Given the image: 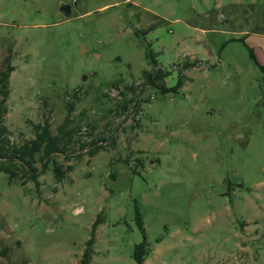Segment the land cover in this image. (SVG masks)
<instances>
[{
    "label": "rangeland",
    "instance_id": "374dc122",
    "mask_svg": "<svg viewBox=\"0 0 264 264\" xmlns=\"http://www.w3.org/2000/svg\"><path fill=\"white\" fill-rule=\"evenodd\" d=\"M251 49L264 64V0H0L9 146L67 121L52 157L72 166L58 181L50 162L38 184L0 170V264H80L98 218L91 264H136L137 210L146 264H264V74ZM149 50L168 85L182 71L179 92L146 83Z\"/></svg>",
    "mask_w": 264,
    "mask_h": 264
},
{
    "label": "trees",
    "instance_id": "16d2710c",
    "mask_svg": "<svg viewBox=\"0 0 264 264\" xmlns=\"http://www.w3.org/2000/svg\"><path fill=\"white\" fill-rule=\"evenodd\" d=\"M141 32L144 35L148 33L144 30ZM250 55L264 74V64L259 62L252 49L250 50ZM148 58L150 59V63L153 65V69L144 71L146 83L155 87L163 94L179 92L185 81L182 71H180L176 83L170 86L167 83V78L171 72L159 65L153 50L148 51ZM6 60L9 62V57ZM193 65H195V63H186L184 68ZM13 70L14 67L12 65H8L6 70L0 71V92L7 88V81L9 79L10 72ZM4 93L7 94L6 92ZM4 102L5 100L0 102V108ZM1 121L2 119L0 116V170L8 173L10 179L16 178L19 175L20 169L22 171L21 176H23L25 180H32L38 184V177L49 167L50 162L58 181H62L66 172L72 169V166L64 168L62 163H58L52 157L55 154L64 152L63 138L69 134V131H65L67 121L59 126V133L53 134L51 124L49 120H46L44 123L36 126V136L34 138L21 145L12 146H9V139L6 137L7 128ZM40 152H42V166L41 168H38L36 165V155ZM136 221L142 231L143 240L135 244L133 257L136 264H146V259L149 256L151 249L149 247L143 217L139 210H137ZM100 222L101 220L98 218L93 224L92 236L87 241V247L83 252L80 264H91L94 255L95 230Z\"/></svg>",
    "mask_w": 264,
    "mask_h": 264
},
{
    "label": "water",
    "instance_id": "95a60500",
    "mask_svg": "<svg viewBox=\"0 0 264 264\" xmlns=\"http://www.w3.org/2000/svg\"><path fill=\"white\" fill-rule=\"evenodd\" d=\"M60 11L66 18L72 17L73 12H72V6L70 3H62Z\"/></svg>",
    "mask_w": 264,
    "mask_h": 264
}]
</instances>
